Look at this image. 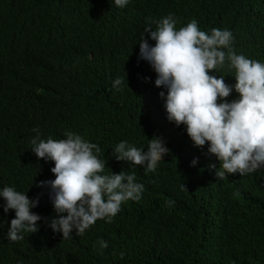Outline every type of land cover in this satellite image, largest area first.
<instances>
[{"label": "trees", "instance_id": "1", "mask_svg": "<svg viewBox=\"0 0 264 264\" xmlns=\"http://www.w3.org/2000/svg\"><path fill=\"white\" fill-rule=\"evenodd\" d=\"M169 14L177 30L195 20L209 34L231 31L236 54L264 63V0H129L122 8L114 0H0V188L30 199L43 193L31 209L42 217L39 230L15 242L7 239L15 212L5 213L0 197V264H264V167L217 179L209 165L219 161L167 120L159 95L167 90L139 59L149 18ZM210 75L235 84L228 62ZM34 128L41 139L70 130L97 144L103 174L135 172L141 199L123 202L111 223L98 219L63 239L49 227V189L35 186L55 176L54 163L31 150ZM154 135L170 149L155 172L112 156L121 141L147 151Z\"/></svg>", "mask_w": 264, "mask_h": 264}, {"label": "clouds", "instance_id": "2", "mask_svg": "<svg viewBox=\"0 0 264 264\" xmlns=\"http://www.w3.org/2000/svg\"><path fill=\"white\" fill-rule=\"evenodd\" d=\"M128 2L114 0L121 8ZM176 23L171 14L159 20L149 18L139 43V59L147 61L156 73L155 85L167 90L166 95L159 93L167 120L177 127L184 125L194 146L207 144V153L219 161L218 168L209 165L217 179L256 172L264 167V63L236 54L233 34L227 29L213 28L209 34L201 31L195 20L179 30ZM145 33L155 41L154 46ZM226 62L235 70L234 85L225 82V75H210ZM122 82L115 79L113 87ZM233 90L238 96L229 101ZM32 131L36 133L31 141L35 156L54 163L50 171L55 179L35 182V186L49 189L56 213L49 227L54 233H62L63 239L72 238L73 230L77 236L83 235L98 219L111 223L123 202L141 199L145 189L136 182L135 172L103 174L107 163L99 158L97 144L70 130L64 133L65 138L46 140L40 138L39 128ZM169 153L164 139L154 135L148 139L147 151L121 141L112 156L141 166L147 173L155 172L158 162ZM196 163L194 159L192 165ZM26 193L11 186L0 188L4 212H15L7 232L12 242L22 240L21 233H36L37 222L42 220L31 209L38 206L43 193L34 199ZM99 245L101 251L108 246L102 239ZM120 256L123 258L124 253Z\"/></svg>", "mask_w": 264, "mask_h": 264}]
</instances>
